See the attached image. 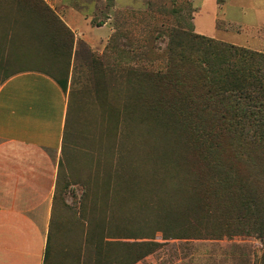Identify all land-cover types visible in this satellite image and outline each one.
<instances>
[{
	"label": "rangeland",
	"instance_id": "rangeland-1",
	"mask_svg": "<svg viewBox=\"0 0 264 264\" xmlns=\"http://www.w3.org/2000/svg\"><path fill=\"white\" fill-rule=\"evenodd\" d=\"M44 1L75 37L69 139L60 163L45 264H126L127 244L141 240L124 239L125 228H140L152 220L146 199L137 191V172L128 164L145 157L141 144L169 143L157 130L178 123L176 114L188 108V72L170 53L171 34L189 29L264 54V10L257 6L261 0H227L224 8L216 0H204L201 11L193 0ZM215 10L217 26L224 31L214 27ZM69 13L80 20L76 29L68 26ZM58 28L53 20L36 19L17 0H0V88L25 71L64 78L66 63L51 53L54 41L49 43ZM182 47L186 49L184 40ZM167 72L170 83L155 80ZM100 98L105 100V119ZM224 111L223 105L212 103L207 109L211 119L225 116ZM252 132L248 142L254 140ZM131 145L137 148L127 153ZM239 167L226 175L236 187L255 175L260 184L254 182L250 189L258 186L255 190L264 193V168ZM140 207L149 210L142 215ZM238 207L203 211L193 239L164 241L158 235L162 245L134 264H262L264 243L246 233L248 219H241Z\"/></svg>",
	"mask_w": 264,
	"mask_h": 264
},
{
	"label": "trees",
	"instance_id": "trees-1",
	"mask_svg": "<svg viewBox=\"0 0 264 264\" xmlns=\"http://www.w3.org/2000/svg\"><path fill=\"white\" fill-rule=\"evenodd\" d=\"M226 1L216 0L221 7ZM17 2L36 19L45 18L50 23L53 20L59 26L49 43L54 41L55 49L51 53L57 59L62 57L66 63L64 78L51 72L39 73L55 79L67 91L73 80L69 72L75 43L73 32L44 0ZM31 29V33L37 30L34 26ZM178 34H171L169 46L171 55L187 68L184 100L188 108L185 106L176 114L178 123L171 125L172 128L161 126L157 130V136L169 138V143L141 144L140 150L145 157L138 164L136 161L128 164L129 170L137 172L140 181L137 191L146 199L144 206L150 209L152 220L140 228H125L124 239L141 240L127 244L126 264L139 262L159 248L162 244L157 240L158 235L164 241L193 239L202 212L210 214L211 206H239L241 219H248L246 233L257 236L264 243V193L261 189L255 190L258 186L254 191L250 189V185L260 182L254 181V175L247 179V185L242 183L243 187L237 188L234 178L226 176L232 168V171L240 168L239 164L248 171L264 168V54L207 39L189 29L180 34L182 41ZM183 40L186 49L182 47ZM168 76L171 78L170 72L159 74L155 80L170 83ZM211 103L217 107L223 105L225 116L209 118L207 109ZM100 106L103 108L101 117L105 119L104 98H100ZM250 130H253L254 140L248 142ZM135 148V145L127 146L125 151L133 153ZM147 151L153 154L147 157ZM147 199H152L151 204L147 205ZM149 206H153L152 209ZM148 208L140 207L139 212L143 215Z\"/></svg>",
	"mask_w": 264,
	"mask_h": 264
},
{
	"label": "crops",
	"instance_id": "crops-1",
	"mask_svg": "<svg viewBox=\"0 0 264 264\" xmlns=\"http://www.w3.org/2000/svg\"><path fill=\"white\" fill-rule=\"evenodd\" d=\"M197 1L201 11L204 0ZM257 6L264 10V0ZM217 11L214 27L220 32ZM67 17L76 29L78 16ZM71 86L64 91L48 75L23 72L0 88V264L47 261L53 200L69 139Z\"/></svg>",
	"mask_w": 264,
	"mask_h": 264
}]
</instances>
